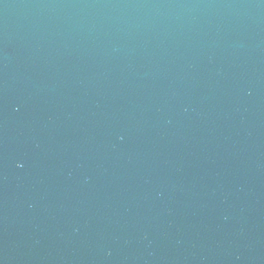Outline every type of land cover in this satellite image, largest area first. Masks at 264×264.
<instances>
[{
	"label": "water",
	"instance_id": "95a60500",
	"mask_svg": "<svg viewBox=\"0 0 264 264\" xmlns=\"http://www.w3.org/2000/svg\"><path fill=\"white\" fill-rule=\"evenodd\" d=\"M0 264H264V0H0Z\"/></svg>",
	"mask_w": 264,
	"mask_h": 264
}]
</instances>
